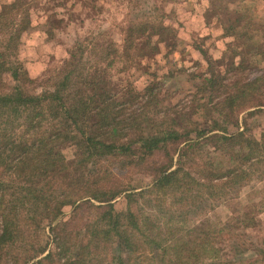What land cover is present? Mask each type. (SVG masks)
Returning <instances> with one entry per match:
<instances>
[{"label": "trees", "instance_id": "trees-1", "mask_svg": "<svg viewBox=\"0 0 264 264\" xmlns=\"http://www.w3.org/2000/svg\"><path fill=\"white\" fill-rule=\"evenodd\" d=\"M10 1L0 8V39L9 57L30 24L24 0ZM229 2L246 1H206L216 15ZM235 11L221 26L222 37L230 39L228 76L215 72L210 60L207 76L176 110L158 106L155 83L119 96L112 92L102 67L112 58L111 42L83 40L70 51L52 89L39 94L19 86L25 72L12 68L18 85L9 92L0 86V264H231L215 247V226L207 227L212 234L196 238L197 228L190 232L186 223L210 208H199L204 195L210 203L227 201L255 174L264 177V133L262 142L246 137L236 118L262 104L258 96L264 75L261 70L263 75L245 76L256 67L249 55L264 57V40L254 43L242 31L238 38L237 29L263 33L264 26L248 24ZM123 35L126 52L141 36L174 48L173 30L163 23L133 22ZM7 70L0 60V73ZM201 99L206 101L198 104ZM196 109L203 111L204 121L193 119ZM14 123L24 130L13 132ZM151 123L158 132L144 134ZM230 126L236 131L231 133ZM205 139L226 150L231 164L214 169L201 153L191 152L201 149ZM66 144L77 149L71 161L61 153ZM187 153L189 162L182 160ZM130 169L146 171L151 183L139 191L113 185L115 172ZM120 197L124 207L118 209ZM145 209L154 212L145 214ZM224 231L216 232L224 237ZM231 241L234 248V235L221 243Z\"/></svg>", "mask_w": 264, "mask_h": 264}, {"label": "rangeland", "instance_id": "rangeland-1", "mask_svg": "<svg viewBox=\"0 0 264 264\" xmlns=\"http://www.w3.org/2000/svg\"><path fill=\"white\" fill-rule=\"evenodd\" d=\"M206 1L24 0V9L28 13L30 24L20 35L15 53L10 57L0 39V60L6 61L8 68L7 71L0 73L2 81L0 86L4 92H9L10 88L18 85L11 75L12 68L17 67L19 72H25L24 78L19 81V86L24 90L32 92L31 94L51 90L57 77L61 76L59 71L64 61L68 59L70 51L76 50L77 46L84 43L83 40L96 44L111 42L114 45L112 58L108 59V65L102 64V67L105 68V76L110 82L112 92L119 96L125 91L127 94L129 90L141 91L148 84L155 83L159 98L158 106L163 111L176 110L179 105L190 99L189 96L195 92L196 84L207 76L210 60L215 72L223 77L228 76V52L225 48L230 39L222 37L223 20L233 19V13L237 9V14H242L248 24L264 26V0H245L243 4L229 2L226 10L220 15L210 12ZM8 3L11 1L0 0V8ZM144 21L168 25L173 30L174 48L157 44L156 37L148 39L141 36L140 39L133 40L132 48L126 52L123 35L126 26ZM252 30L249 33L246 27L237 29L236 37L241 38L242 31V36L248 38L250 35L254 43H262L264 32L261 33L262 31L256 28ZM243 40L248 42V39ZM146 41L149 44H146ZM234 48L239 50L242 47ZM250 57L256 67L251 70L252 73L245 76L253 78L263 75L261 70H264V57L249 55ZM221 60L223 65L220 67ZM259 85V92L261 90L262 94L258 98L262 104L240 111L236 118L240 131L245 130L246 137L250 136L262 142L264 75ZM204 101L206 100L201 99L198 104ZM196 111L193 119L200 117L201 122L204 121L203 111L199 109ZM214 118L217 120V117ZM152 125L153 123L143 133L156 134L158 129ZM156 126H159L157 122ZM13 127L15 128L13 132L21 133L24 130V128L17 130L16 123ZM236 129L229 127L231 133ZM51 130L49 128L48 132ZM202 145L201 149L195 148L191 152L201 153L204 161L210 160L212 168L218 169L231 164L227 160L229 155L227 151L218 147L214 140L205 139ZM61 153L66 161H71L75 158L77 149L66 144L61 148ZM159 159L158 156L153 157L156 162ZM182 160L189 162V153ZM195 171L196 169H192V173ZM145 172L142 169H130L121 175L115 172L117 175L113 185L127 189L136 188V191L142 190L151 183V176L144 174ZM254 176L252 182L227 196L226 198H230L227 201L224 199L210 203L208 197L204 195V199L199 201V208L202 209L205 204L210 208L202 213L198 211L200 215L189 218L186 223L190 232L197 228V232L193 234L196 238L212 234L207 231L209 225L215 226L216 231L224 227V237L221 232H214L219 241L215 247L220 250L222 258L231 264H264V177L257 178L256 174ZM121 201V197L115 200L118 209L124 207ZM138 204L146 205L142 200H139ZM151 204L154 205L153 201ZM167 204L169 202L165 207ZM144 212L149 214L154 210L145 209ZM248 218L253 220L247 222ZM231 235L235 236L237 244L234 248V241L221 243ZM237 247L240 248L236 249ZM117 254L118 248L113 245L111 256ZM105 264L114 263L106 261Z\"/></svg>", "mask_w": 264, "mask_h": 264}]
</instances>
